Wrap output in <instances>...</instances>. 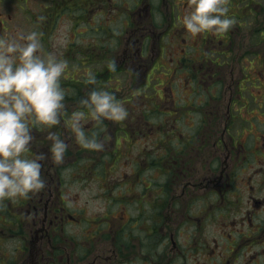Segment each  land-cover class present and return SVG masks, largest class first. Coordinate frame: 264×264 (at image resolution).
<instances>
[{"label": "rangeland", "instance_id": "obj_1", "mask_svg": "<svg viewBox=\"0 0 264 264\" xmlns=\"http://www.w3.org/2000/svg\"><path fill=\"white\" fill-rule=\"evenodd\" d=\"M115 3L118 10L111 16L99 15V12L88 9L86 17L90 18L89 24L87 23L86 27H77L73 32L75 34L84 32L85 42L82 45L87 49L89 44L93 45L91 40H94L96 35L101 36L94 30L111 20L107 35L109 36L111 32L113 37L116 36V42L109 46V48L117 46L116 59L112 53V56L109 54L106 58H85L84 63H78L77 58L70 62L65 61L59 50L64 48L67 43L66 36L72 32L70 24L56 27L54 36L49 39L44 36L48 49L52 50L51 53L41 52L35 55L33 54L35 48L30 47L31 53L24 49L22 53L9 56L12 48L0 49L1 69L4 66L13 67L12 74L7 75L10 79L5 86H1L3 82L0 81V94H4L5 97L14 95L18 88L17 84L21 82L16 69L35 73L34 76L39 82L45 81L46 73L48 76L53 74L49 78L48 86L52 90L48 92L47 98L53 90L59 87L63 90L60 84L64 82V77L61 78L64 75V68L69 73L66 78L72 75L71 72L74 73V78L84 74L87 80L97 85L95 91L87 94L89 100H93L97 106L89 120L98 118V126H101L99 135L96 140L90 138L91 140L87 141L85 145L87 150L67 155L69 167L63 171L64 179L55 190L60 194L66 212L70 217H76L71 219V223L64 229V234L70 236L69 246L66 247L70 253L75 247L77 251L78 245L86 250L82 264H93L95 259V264H166L174 255L170 258L164 255L157 244L160 239L162 240L159 233L161 222V229L164 228L167 233H175L174 239L187 243L191 248L185 249L184 259L177 264H206V259L214 264H220L217 260L241 264L243 260L251 257L252 264L257 262L264 264V257L258 255L260 248L254 244L260 239L264 241V231L251 234L261 227L264 228L263 212L252 219V224L245 219L241 221L240 217L246 208L233 218L209 217L208 214L199 216L198 211L204 205L200 203L201 201H195L192 205L189 204L191 210L187 214L169 209L157 215L156 199L153 196L151 199L146 197L150 190H157L162 184L166 186L169 183L172 190L175 188V182H171L174 179V169L169 166L178 159L176 150L180 141L194 143L191 148L185 150L187 157L189 154L186 153L192 152L200 146V140H204L198 137L205 131L200 122L202 112L208 107L201 106L206 102L210 91L212 94L216 93L215 90L209 89L211 80L201 87L193 84L190 89L187 86L184 74L178 70L180 67L178 60L182 55L194 54L195 58L200 60L199 56L208 52L212 58L218 56V61H223V56L217 55V52H225L224 60L227 65L224 67L228 71L221 68L219 72L220 74L229 72V75L224 77L225 87L229 86V82L232 83L229 95L233 97L240 95L241 98L248 100L251 105L245 106L246 109L256 107L253 105V98L258 99L257 95L261 96L264 103V87L255 89V86L264 83L261 75L264 74V0H115ZM45 4L44 0H26V3L22 1L20 4L16 0H5L0 5V13L4 19L9 17L11 22L8 24L13 25H8L3 34H16V38L11 41L21 40L22 36V42L23 38L30 41L32 36L42 35L41 28L37 31L36 26L30 21L29 14L39 16ZM136 25H139L138 28L142 26L146 28L150 36L147 48L144 47L147 53L143 55L142 61L146 64L148 56L161 60L155 65L158 69L152 71L150 69L147 75L146 69L142 66L138 72H133L135 58L138 64L139 59L136 56H141L139 51L141 42L136 41L132 44L126 34L130 36ZM43 47L45 48V45ZM109 62L112 65L106 69ZM240 70H243L244 74H249L251 78L247 83L240 82L237 87ZM255 77H258L259 81H256ZM74 95L75 99L66 104L68 108L64 118H67L68 113L71 120L76 123L81 115L75 110L77 91L71 94ZM260 107L262 108L260 112L264 114V105ZM163 110L175 114L172 117H164L161 114ZM251 114H255L256 118L249 122V117H246V120L240 121L237 125L238 131L243 132L240 141L241 138L245 140L244 143L249 148L246 152L248 156L244 157L252 163L251 167L246 168L247 171L237 165V170L242 171L241 174H236L238 186H243L248 181H245L244 177L249 174L252 185L260 181L264 184V168L261 167L259 177L251 153L258 133L264 129L262 123L264 119H261L259 112ZM13 119H19L20 122V126L11 124L10 130L15 132L21 128L40 131V128L47 124V121L27 122L18 110L15 111ZM143 119L149 124L148 127ZM111 121H117L116 132L107 129V123ZM249 132L254 135L248 136ZM112 133H116L114 137L111 136ZM146 134L150 138L145 137ZM70 139L75 142L73 135ZM20 142L26 140L11 138L5 146H0V170H12L11 166L19 161L18 167L22 168L23 165L21 175L16 178L13 175L12 179L6 177L3 182L0 181V216L6 220L3 223L4 228L12 227L16 231L9 233L7 229L0 230L6 232L4 236L0 234V244L2 243L0 253L4 254L0 257L1 264H19L21 260L28 258L30 246V225L21 224L22 221L26 222L24 218L26 211L33 209L32 184L25 180L27 174L25 170L29 168L28 163L32 161V155L17 151L14 147L7 148L8 145ZM263 143L264 140L262 148ZM243 152L242 150L241 153ZM162 153L165 154L164 159L160 157ZM204 153L205 151L200 149L198 155ZM232 155L231 160L234 163H241L244 160L242 154L240 161L236 159L235 152H232ZM155 158L161 160L160 163L165 162L161 170L158 169L161 167L151 164V160ZM199 167L205 172L211 167V163L206 168L205 161L201 158ZM84 170L88 177H81L79 174ZM149 184L150 190L147 189ZM246 186L248 185L244 186L245 189ZM257 190L259 192L256 193V197L264 201V186L261 185ZM196 193L199 194L200 200H206L209 196L208 193L199 190H196ZM3 194L7 198H3ZM139 200L146 201L147 207L143 216L142 211L136 210L135 203H132ZM20 206L26 208L21 209H25V213H17ZM8 212L16 213L19 217L13 221ZM98 226L99 228L95 229ZM248 236L256 238L246 239ZM228 238L229 243L226 240ZM234 243L236 246L232 249ZM227 247L229 251H226ZM147 253H149L147 259H143V255ZM54 264L66 262L63 256H54Z\"/></svg>", "mask_w": 264, "mask_h": 264}, {"label": "flooded vegetation", "instance_id": "obj_2", "mask_svg": "<svg viewBox=\"0 0 264 264\" xmlns=\"http://www.w3.org/2000/svg\"><path fill=\"white\" fill-rule=\"evenodd\" d=\"M2 1L4 3L5 0H0V5L3 4ZM16 1L19 4L21 3V0ZM44 1L46 4L39 16L38 14H30V21L36 26L37 31H40L41 28L42 35L36 34L31 37L30 41L23 38L22 42V36L20 37L21 40L17 39L11 41V39L16 38V34H3L6 27L13 24H8L11 22V19L9 17L4 19L0 13V49L12 48L10 54H8L9 56L22 53L24 49L31 53L29 50L30 47L35 48L33 50V54L35 55H39L41 52L45 54L51 53L52 50L48 49L44 36L48 39L53 37L55 28L59 25L69 26L70 24L73 32V30L76 31L77 27H84L87 19L90 21V18L86 17L88 9L99 12V15L105 14L107 16H111L114 12L117 13L118 10L115 0ZM111 24L112 22L109 20L104 22L99 29L96 28L94 30V32L101 36L96 35L94 40H91L93 41V45L89 44L87 49L82 45L85 42L84 32H77L76 34L75 32H71L66 36L67 43L62 50H59V54L64 56L65 58L63 59L67 62L77 58L78 63H84L87 56L106 58V55L109 56L110 54V56H112V53L115 56L114 59H116L117 46L115 45L114 48H109V46L116 42V36L113 37L111 32L109 36L107 35ZM128 24L129 22H127V26ZM138 26L132 31L130 36H128V33L126 35L132 44L136 41L141 42L139 50L141 56H136L139 59V63L137 64V58H135L133 72H138L140 66H142L146 69L147 75L150 69L151 71L158 69L155 68V65L161 60H158L157 57L148 56L146 64L142 61L144 58L143 55L147 53L144 47L147 48L150 36L146 28L143 26L142 28H138ZM207 43L210 42L207 41ZM43 45H45V48ZM3 54H5V52ZM217 55L223 56V61H218V56L212 58V56H209L208 52H205L201 57L199 56L200 60L195 58L196 55L194 54H186L182 57L184 60L182 63V59L178 61L180 65V67H178L179 73L184 74V80L190 89H192L193 84H195L196 87L197 85L201 87L203 84L207 83V81L211 80L208 85L209 89L215 90L216 93L212 94L210 91L206 102L201 106L208 107L204 112L201 110L203 115L200 123L201 126H204L205 131H202L201 137L198 138H204V140L201 139L199 143L200 146L196 147L192 152L186 153L189 154L187 157H185V150L191 148L194 143L180 141L178 150H176L178 159L169 166L174 169V179H172L171 182H175V188L172 190V185L168 183L166 186L162 184L158 186L159 188L157 190L151 191V186L149 184L147 189L150 191L146 197L151 199V196H153L156 199L158 203L156 206L158 211L157 215H160L162 211L167 212L169 209L177 213L182 214L185 212L187 214V212L191 210L189 204L192 205L195 201H201L200 203L204 206H201V210L198 211L199 216L208 214L209 217L214 216L220 218L227 216L233 218L240 215L243 209L246 208L240 217L241 221L245 219L249 224H252V219L256 218L258 213L263 212L264 214V201L256 197V193L259 192L257 189H260L261 185L264 186V184L260 181L252 185L250 174L248 176L245 175V181H248L243 186H238L237 184L238 180L236 174H241L242 172L240 169L237 170V165L240 166V168H245L246 171V168L252 165V163L244 157L248 156L246 152H248L247 149L249 148L246 147L244 143L245 140L243 141L241 138L240 141L243 132L238 131L237 125L240 121L246 120V117H249V122L256 118V115L251 113H261L260 110L262 108L260 106L264 105V103H262L261 96L257 95L258 99L253 98V105H256V107L246 109L245 106L251 105L248 100L241 98L240 95L237 97H233L231 94L229 95V87L232 83L229 82V86L227 87H225L224 83V77L229 75V72L226 74H220L219 72L221 68L228 71V69L224 67L227 65L224 60L226 55L225 52H217ZM1 61L0 59V62ZM110 65H112L111 62H109L108 66L105 68L109 69L111 67ZM159 67H161V65ZM12 69L13 67L4 66L3 69L0 67V81L3 82L1 86H5V83L9 81L10 78L7 77V75L12 74ZM2 70L5 71L3 72ZM16 72L17 75L21 77V82L17 84L18 88L16 89V93L8 97H5L4 94H0V139H2L1 143H3L2 145L4 146L11 138L21 139L22 141L26 140V142H20L21 144L16 143L8 145L7 148L13 149L14 147L17 148V150L29 154V156L32 155V161L30 160L28 163L29 168L25 170L27 171V174L25 172V180L29 184H32L31 204L33 209H28L25 213L26 208L20 206L17 211V213H25L24 218H26V222L23 223L22 221L21 226L26 224L30 225V246L28 248V258H24L19 264H54V256H63L66 264H82L81 262L85 260L84 256L86 250L84 251L80 248L81 246L78 245L77 251H75V247L74 250L71 249L70 253L69 249L66 247L69 246L70 236L64 234L65 227L71 223V219H75L76 217H70L68 212H66L63 208V201L60 199V194L56 193L55 190L64 179L63 171L68 168L69 157H67V155L78 154L87 150L85 149V145L88 143L87 141H90V138L96 140L99 135L101 126H98V118H94L97 120L93 121L89 120V118L93 117V113L97 106L93 103V100H89V94H87L95 91L97 85L87 80L84 74H81L79 78H74V73L71 72L72 75L66 78L65 76L69 75V73L67 69L64 68V75L61 76V78L64 77V82L60 84L63 90L59 87L56 89H60L59 92L53 90L52 94L47 98L48 92L52 90V88L48 86V82L50 81L49 78L52 77L53 74L48 76L46 73L45 81L39 82L34 76L35 73L21 72L19 69H16ZM256 75L258 76L259 72ZM261 75L263 76L262 78H264V74ZM230 76H232V71L230 72ZM250 78L251 76H249V74H244L243 70H240L239 80L236 83L237 87L240 82L247 83ZM255 79L259 81L258 77H255ZM41 80H43V78ZM263 84L260 83V86H255V89L264 87ZM52 86L55 88V84ZM74 91L78 93L77 103H75L77 109L75 110H78L81 115L78 122H76L77 124L71 120V115L68 113L66 115L67 118H64V113L66 112V108H68L66 104L70 100L75 99V95L71 96ZM23 107H28L30 109ZM16 110L21 113V117L27 122H29V120L31 123L35 121H47V124L45 127H41L40 131H34L32 128H30V130H23L21 128L18 132L10 130L11 124L20 126L19 119H13ZM177 110L178 109H176V111ZM161 114H163L164 117H172L175 113L171 114L163 110ZM260 117L264 119L262 113ZM143 122L147 123L144 119ZM262 123L264 124V120H262ZM148 125L147 123L146 127H148ZM41 126L43 125L41 124ZM109 127L111 128L109 129ZM107 129H113V132H116L117 121L108 122ZM197 132L199 133V131ZM115 134L116 133H112L111 136L114 137ZM72 135L75 137V142H72L70 139ZM247 135L253 136L254 134L249 132ZM145 137H148V135L146 134ZM76 140L78 143H76ZM262 140H264V129L258 133V139L251 148L252 159H254L253 164L258 168L257 175H259V177L261 176V167L263 166L264 168V148L261 147ZM72 149H75V151ZM200 149L205 151L201 156L198 155ZM242 150L244 151L243 153H241ZM232 152L237 154V160L240 161L242 155L244 160L241 163H234V161L231 160V157L233 158ZM160 157L164 159L165 154H160ZM201 158L205 161L206 168L207 165L211 163V167L208 170L204 169L205 172L199 167ZM159 161L161 160L157 158L152 159L151 164L155 167H161L158 168L161 170L165 162L160 163ZM11 169L12 170L7 169V171L5 169L0 170V181L3 182L6 177L12 179L14 176L16 178L19 174L21 175L22 170L20 168L11 166ZM246 184L248 185L246 186L247 190L244 187ZM53 187H55L54 190L52 189ZM196 190L208 193L209 196L206 200H200ZM245 194H247V196H245ZM132 203H135L136 210L139 212L142 211L141 216H143L144 210L147 207L146 201L139 200L137 202L133 201ZM23 208L25 209L21 210ZM8 213L12 216L13 221L19 217L16 213ZM4 222H6V220L3 216H0V230L7 229L9 233H16L12 227L6 226L7 228H4ZM184 223H186V221ZM184 223L182 222V224ZM97 228H99V226L95 229ZM260 231L263 232L264 228L261 227L257 232H251V234H258ZM159 233L161 234L162 240L160 239L157 244L161 252L165 253L164 255L169 256V258L174 255V258L168 260L166 264H177L180 260L184 259L186 255L185 249H191L190 246H187V243H181L179 240L174 239L175 233H167L164 231V228L161 229V222ZM0 234L4 236L6 232L0 231ZM226 234L227 233H225V236ZM253 237L254 236H248L246 239H252ZM3 240L4 238L2 241ZM226 240L229 243V238ZM254 244L260 248L258 255L264 257V241L260 239L255 241ZM0 246H2V243ZM235 246L236 244L234 243L232 249H235ZM228 248L229 247H227L226 251H229ZM3 255V253H0V257ZM148 255L149 253L143 255V259H147ZM95 260L93 261L94 263L92 262L93 264H95ZM217 262L220 264H232L229 260L225 262L223 260H217ZM252 263L253 260L251 257L248 260H243L241 264ZM261 263L262 262H257L255 264ZM206 264L214 263L206 259Z\"/></svg>", "mask_w": 264, "mask_h": 264}, {"label": "trees", "instance_id": "obj_3", "mask_svg": "<svg viewBox=\"0 0 264 264\" xmlns=\"http://www.w3.org/2000/svg\"><path fill=\"white\" fill-rule=\"evenodd\" d=\"M250 1H252V0H250Z\"/></svg>", "mask_w": 264, "mask_h": 264}]
</instances>
